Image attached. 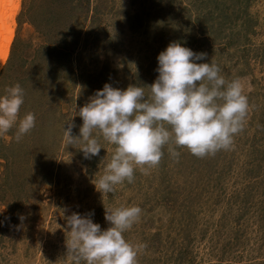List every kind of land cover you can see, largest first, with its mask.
Returning a JSON list of instances; mask_svg holds the SVG:
<instances>
[{
	"label": "rangeland",
	"instance_id": "rangeland-1",
	"mask_svg": "<svg viewBox=\"0 0 264 264\" xmlns=\"http://www.w3.org/2000/svg\"><path fill=\"white\" fill-rule=\"evenodd\" d=\"M10 11L0 95L19 84L24 103L0 135V264H70L67 215L92 212L104 230L105 208L133 205L142 212L123 237L146 244L137 264H264V0H14ZM171 42L241 83L244 129L203 158L178 148L174 161L166 145L157 167L105 195L94 183L115 146L96 131L100 154L84 159L63 125L105 83L143 86L147 98ZM27 113L35 126L17 141Z\"/></svg>",
	"mask_w": 264,
	"mask_h": 264
},
{
	"label": "clouds",
	"instance_id": "clouds-1",
	"mask_svg": "<svg viewBox=\"0 0 264 264\" xmlns=\"http://www.w3.org/2000/svg\"><path fill=\"white\" fill-rule=\"evenodd\" d=\"M206 53L194 52L179 42L169 43L157 54V77L147 85H129L124 89L105 83L88 101L65 121L64 141L77 140L83 158L99 156L101 145L94 132L115 146L94 183L95 189L107 195L115 186L134 182V171L144 174L159 165L168 146L169 156L179 160L178 148H186L197 158L230 150L236 134L243 131L249 110L247 96L238 80L226 81L221 68L203 61ZM0 95V135L17 124L24 91L19 84ZM79 116V136L71 118ZM35 126V116L27 113L19 119L15 138L19 141ZM104 162L102 158L101 163ZM67 211V209H65ZM139 206L105 208L104 219L110 226L104 230L94 223L89 212H72L65 217V246L70 264H137L138 254L146 244L132 245L123 233L133 227L141 215ZM24 219L23 216L20 217Z\"/></svg>",
	"mask_w": 264,
	"mask_h": 264
},
{
	"label": "bare ground",
	"instance_id": "bare-ground-1",
	"mask_svg": "<svg viewBox=\"0 0 264 264\" xmlns=\"http://www.w3.org/2000/svg\"><path fill=\"white\" fill-rule=\"evenodd\" d=\"M13 5L14 0H0V66L4 61L6 49L9 45V38L13 31L11 22L13 12H9V9Z\"/></svg>",
	"mask_w": 264,
	"mask_h": 264
}]
</instances>
